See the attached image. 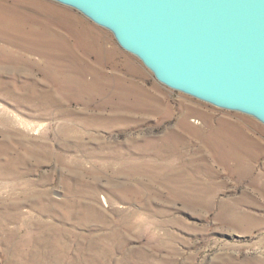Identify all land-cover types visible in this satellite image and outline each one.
I'll return each instance as SVG.
<instances>
[{"label": "rangeland", "instance_id": "374dc122", "mask_svg": "<svg viewBox=\"0 0 264 264\" xmlns=\"http://www.w3.org/2000/svg\"><path fill=\"white\" fill-rule=\"evenodd\" d=\"M262 175L258 117L163 84L75 6L0 0V264H264Z\"/></svg>", "mask_w": 264, "mask_h": 264}, {"label": "water", "instance_id": "95a60500", "mask_svg": "<svg viewBox=\"0 0 264 264\" xmlns=\"http://www.w3.org/2000/svg\"><path fill=\"white\" fill-rule=\"evenodd\" d=\"M163 84L264 123V0H59Z\"/></svg>", "mask_w": 264, "mask_h": 264}, {"label": "bare ground", "instance_id": "6f19581e", "mask_svg": "<svg viewBox=\"0 0 264 264\" xmlns=\"http://www.w3.org/2000/svg\"><path fill=\"white\" fill-rule=\"evenodd\" d=\"M39 37V36H38ZM38 37L37 36H35V37H33V39L34 40H37L38 39ZM60 39L62 40V42L61 41H57L58 43H60L61 44V46H58V47H60V49L59 50H52V51H48L50 54H51V56L50 57H57V55L60 57L62 54H61V52L62 53H64L63 52V48L65 49V50H67L65 47L67 46V44H66V42H65V40H64V38L62 39L61 37H60ZM55 40V39H54ZM39 42V41H38ZM52 42H55V41H52ZM53 46H56V45H53ZM27 48L29 49L28 51H35L36 50V48H35V46L34 45H29V46H27ZM42 48V47H41ZM43 51H47V50H44V49H42ZM67 51H69V50H67ZM68 55V54H67ZM74 61H76V58H75V56L74 55H69ZM196 119H194V121H195ZM189 164L190 163H188V164H183V166H182V171L181 172H179L180 173V175H178V177H180V178H176L175 179V181L177 182V184H179V185H182V186H184V184L185 185H189V189L191 190V191H189V193H190V197H192V195H191V193L193 192V191H197L198 189H199V192L202 194V196H204V200L205 201H207V195H208V191H209V183H211V181L209 182L208 181V179H206V178H208V176H209V172H210V176H211V169L210 168H208V166H205L204 168H202L201 166H200V164H193V163H191V165L192 166H195L196 165V167L194 168H192V170H190L189 171V169H188V167L189 168H191L192 166H189ZM181 165V164H180ZM242 166V165H241ZM246 166V165H245ZM245 168V167H244ZM213 176V175H212ZM262 177H264V175H262V176H260L259 177V179H261ZM183 178V179H182ZM262 182L264 183V179L262 180ZM192 185H195V187H194V189H192ZM263 186H264V184H263ZM193 193H195V192H193ZM192 193V194H193ZM199 194V193H198ZM198 194H196V195H198ZM193 200L194 201H196V203L198 202V199H194L193 198Z\"/></svg>", "mask_w": 264, "mask_h": 264}]
</instances>
